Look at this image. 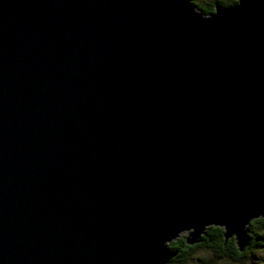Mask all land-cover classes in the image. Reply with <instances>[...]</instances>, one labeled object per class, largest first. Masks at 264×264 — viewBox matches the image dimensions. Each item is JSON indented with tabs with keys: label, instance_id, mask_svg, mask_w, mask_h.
Instances as JSON below:
<instances>
[{
	"label": "water",
	"instance_id": "1",
	"mask_svg": "<svg viewBox=\"0 0 264 264\" xmlns=\"http://www.w3.org/2000/svg\"><path fill=\"white\" fill-rule=\"evenodd\" d=\"M264 218V1L0 0V264H169Z\"/></svg>",
	"mask_w": 264,
	"mask_h": 264
},
{
	"label": "trees",
	"instance_id": "2",
	"mask_svg": "<svg viewBox=\"0 0 264 264\" xmlns=\"http://www.w3.org/2000/svg\"><path fill=\"white\" fill-rule=\"evenodd\" d=\"M190 1L204 15H209L215 10V5L218 3L224 7L243 5L250 8L262 3L264 0H255L254 3L239 2L238 0H212L204 5L200 4L198 0ZM248 234L250 241L243 252L239 251L235 238L225 240L224 229L221 227H208L201 240L194 245L187 243V236H180L169 244V250L174 254L169 264H186L200 248L211 251L216 259H230L238 263H245V258L249 252L253 256L261 252L264 253V218L253 220L248 226ZM262 257H259V259L262 260Z\"/></svg>",
	"mask_w": 264,
	"mask_h": 264
},
{
	"label": "rangeland",
	"instance_id": "3",
	"mask_svg": "<svg viewBox=\"0 0 264 264\" xmlns=\"http://www.w3.org/2000/svg\"><path fill=\"white\" fill-rule=\"evenodd\" d=\"M212 0H198V2L202 5L207 4L211 2ZM239 2L245 3H254L255 0H238ZM189 233H183L181 236H188ZM263 256V257H262ZM259 257H262L263 259L260 260ZM264 264V253L261 252L259 254H251L249 252L245 258V263H238L235 261H232L230 259H216L215 256L211 251H206L204 249H198L193 257L186 263V264Z\"/></svg>",
	"mask_w": 264,
	"mask_h": 264
}]
</instances>
